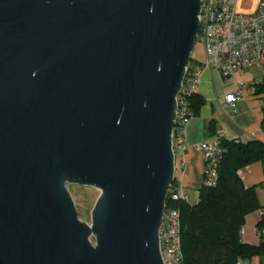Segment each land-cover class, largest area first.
Listing matches in <instances>:
<instances>
[{
  "label": "water",
  "instance_id": "obj_1",
  "mask_svg": "<svg viewBox=\"0 0 264 264\" xmlns=\"http://www.w3.org/2000/svg\"><path fill=\"white\" fill-rule=\"evenodd\" d=\"M201 5L0 0V264H164ZM72 184L100 192L91 224Z\"/></svg>",
  "mask_w": 264,
  "mask_h": 264
},
{
  "label": "built area",
  "instance_id": "obj_2",
  "mask_svg": "<svg viewBox=\"0 0 264 264\" xmlns=\"http://www.w3.org/2000/svg\"><path fill=\"white\" fill-rule=\"evenodd\" d=\"M201 3L198 41L204 47L206 59L204 62L194 59L186 70L177 96L174 144L185 143L187 126L194 117L187 97L199 92L203 72L207 67H213L227 80H235V89L226 95L227 103L235 112L237 102L248 100L246 90L249 87L247 80L237 79V74L257 67L262 78L259 81L253 79L255 85L264 80V0H256V10L252 14L241 13L238 0H201ZM253 94H258L256 86ZM260 103L264 108V97L260 98ZM222 138L220 135L214 141L198 145L204 158L205 187H213L218 182V167L224 156ZM169 194L173 201H190L189 193L181 186L171 187ZM160 251L164 264H184L181 212L167 204L160 229Z\"/></svg>",
  "mask_w": 264,
  "mask_h": 264
},
{
  "label": "trees",
  "instance_id": "obj_3",
  "mask_svg": "<svg viewBox=\"0 0 264 264\" xmlns=\"http://www.w3.org/2000/svg\"><path fill=\"white\" fill-rule=\"evenodd\" d=\"M256 87L258 94H264V80ZM187 99L193 115H199L206 98L198 92ZM262 130L264 132V118ZM221 146L224 156L215 186H202L195 204L173 201L170 194L167 199L168 207L181 212L184 264H239L255 257L264 263V214L257 225L259 244L243 240L246 217L260 205L255 188L246 187L239 174L241 169L264 159V141L253 138L239 142L222 138ZM176 186L175 180L172 188Z\"/></svg>",
  "mask_w": 264,
  "mask_h": 264
},
{
  "label": "crops",
  "instance_id": "obj_4",
  "mask_svg": "<svg viewBox=\"0 0 264 264\" xmlns=\"http://www.w3.org/2000/svg\"><path fill=\"white\" fill-rule=\"evenodd\" d=\"M194 59L204 62L205 50L202 45ZM248 81L246 90L248 100L237 102L235 112L226 101V95L235 89V80H227L213 67H207L201 79L199 93L206 98V104L199 115L194 116L187 126L185 143L174 144L176 156V181L177 185L186 189L190 195V203L195 204L199 200L200 188L204 180V158L198 149L201 142H210L220 135L228 140L248 142L251 139L264 141L262 122L264 108L260 98L264 94H253L254 80L262 78L260 70L245 69L237 74V79ZM246 187L256 190L260 208L249 213L243 228V240L249 244H259L260 237L257 232L258 222L264 211V159L253 163L239 171ZM193 197V201H191ZM242 264H264L259 257L247 259Z\"/></svg>",
  "mask_w": 264,
  "mask_h": 264
},
{
  "label": "rangeland",
  "instance_id": "obj_5",
  "mask_svg": "<svg viewBox=\"0 0 264 264\" xmlns=\"http://www.w3.org/2000/svg\"><path fill=\"white\" fill-rule=\"evenodd\" d=\"M238 10L245 14L254 13L256 10V0H238ZM200 45H202V43L197 41L192 55L193 59L198 54ZM69 190L76 204L80 220L91 224V212L99 197V190L94 187H82L73 184L69 185ZM193 200V197H191V201Z\"/></svg>",
  "mask_w": 264,
  "mask_h": 264
}]
</instances>
